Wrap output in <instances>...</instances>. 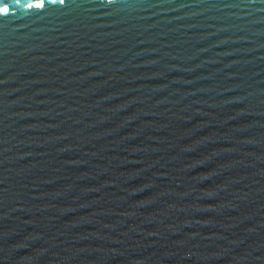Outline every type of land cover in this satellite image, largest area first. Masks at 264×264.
I'll return each instance as SVG.
<instances>
[{
  "label": "water",
  "instance_id": "95a60500",
  "mask_svg": "<svg viewBox=\"0 0 264 264\" xmlns=\"http://www.w3.org/2000/svg\"><path fill=\"white\" fill-rule=\"evenodd\" d=\"M5 5L0 264H264V0Z\"/></svg>",
  "mask_w": 264,
  "mask_h": 264
},
{
  "label": "snow or ice",
  "instance_id": "6c2138e0",
  "mask_svg": "<svg viewBox=\"0 0 264 264\" xmlns=\"http://www.w3.org/2000/svg\"><path fill=\"white\" fill-rule=\"evenodd\" d=\"M42 3V0H41ZM37 7L41 6L40 4L36 5ZM9 12V8L5 5L4 7H0V13H8Z\"/></svg>",
  "mask_w": 264,
  "mask_h": 264
}]
</instances>
